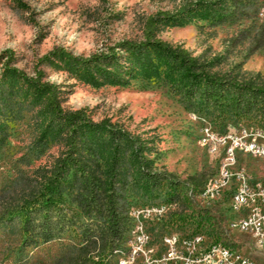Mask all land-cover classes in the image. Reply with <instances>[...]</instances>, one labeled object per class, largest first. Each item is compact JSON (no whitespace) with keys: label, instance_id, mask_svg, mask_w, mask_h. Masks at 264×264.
<instances>
[{"label":"rangeland","instance_id":"obj_1","mask_svg":"<svg viewBox=\"0 0 264 264\" xmlns=\"http://www.w3.org/2000/svg\"><path fill=\"white\" fill-rule=\"evenodd\" d=\"M186 1L0 0V52L12 50L11 65L26 75L33 77L41 70L42 81L60 85L65 91L62 93L65 109L83 107L93 120L109 118L125 129L144 146L142 155L153 158L159 169L174 173L180 180L203 172L206 183L208 176L210 179L217 172L221 159L213 145L203 141L206 130L228 135L242 127L258 128L255 119L246 117L236 121L227 113L184 107L172 90L180 72H170L168 59L159 52L146 54L147 63L153 65L150 67L144 65L141 57L129 58L133 68L124 82L97 73L77 76L70 70L69 63L61 59L41 61L54 47L88 56L123 39L141 40L147 15L160 10L174 11ZM212 13L201 9L191 13L188 20L160 23L156 35L170 45L180 44L192 55H201L202 61H211L215 64L210 67L211 71L263 81L264 2L250 17L232 23L213 24L209 19ZM251 49L253 52L248 54ZM49 117L45 93L36 92L28 82L10 72L3 73L0 65V128L6 134L0 146V202L17 194L26 177L38 167L50 166L64 151V133L56 131L55 125L48 126ZM260 125L264 127V123ZM239 134L246 135V131ZM86 136L91 137V132ZM36 138L46 140L47 147L33 156L29 149ZM94 141V155L106 172L111 141L107 137ZM238 159L253 176L264 180V159L243 153ZM127 169L125 166L122 170ZM137 193L132 187L126 192V208L132 222L135 219L134 228H141V222H136V213H133L136 209L168 207L161 218L147 217L144 222L154 242L158 235L188 232L200 220L198 229L194 230H203L208 242L221 243L234 250L241 247L242 255L248 254L260 264L264 262V255H258V251L247 244L242 246V242H250L248 233L227 231L228 220L232 218L228 209L230 193L214 204L198 202V205L193 198L195 195L189 196L191 210H185L189 218L181 221L182 225L175 222L176 226L165 224L169 223L171 213L182 211L181 206L158 203L148 207ZM135 234L132 232L130 238L126 234L122 244L132 242ZM17 239V225L0 234V263L5 248ZM63 248L60 243L48 244L33 254L29 264H57Z\"/></svg>","mask_w":264,"mask_h":264},{"label":"trees","instance_id":"obj_2","mask_svg":"<svg viewBox=\"0 0 264 264\" xmlns=\"http://www.w3.org/2000/svg\"><path fill=\"white\" fill-rule=\"evenodd\" d=\"M263 2L188 0L174 11L160 10L147 15L141 40L123 39L88 56L54 47L41 61L61 59L69 63L70 70L77 76L97 73L124 82L133 68L129 58L141 57L144 65L150 67L153 65L147 63L146 54L159 52L168 59L170 72H180L172 90L184 107L227 113L236 121L250 117L261 126L264 123V80L241 79L211 71L210 67L215 65L211 61H202L201 55H192L180 44L170 45L157 37L156 30L160 23L188 20L191 13L201 9L213 11L209 17L213 24L236 22L250 17ZM251 52L253 49L248 54ZM13 57L10 49L0 52L2 72H10L28 82L36 92L45 93L50 112L48 126L55 125L56 131L64 133L65 149L50 166L38 167L26 177L17 194L0 202V234L14 225L18 231L16 243L5 248L0 264H29L36 251L53 243L64 247L57 264H116L125 235L130 238L134 230L135 219L132 222L126 208V192L131 187L148 207L158 203L181 206L184 212L171 213L165 226H176L175 222L182 225L189 218L190 214L185 212L191 210L189 196L201 191L206 179L203 172L180 180L174 173L159 169L153 158L142 155L144 146L125 129L109 118L93 120L83 107L65 109L62 106L64 89L53 82L42 81L41 70L33 77L26 75L11 65ZM88 131L91 137L86 136ZM103 137L111 141L106 172L101 169L92 148L94 139L98 142ZM5 138L0 128V146ZM46 147V140L36 138L29 152L37 156ZM125 166L128 169L123 172ZM199 223L197 220L193 226L195 230Z\"/></svg>","mask_w":264,"mask_h":264},{"label":"built area","instance_id":"obj_3","mask_svg":"<svg viewBox=\"0 0 264 264\" xmlns=\"http://www.w3.org/2000/svg\"><path fill=\"white\" fill-rule=\"evenodd\" d=\"M239 131H246V139H239ZM203 141L211 143L213 149L217 150V157L223 160V168H219L222 183L213 184V189H206L203 194L213 196L214 204L216 199H221L222 191H231L236 198V220L234 228H227V231L248 233L250 242L244 241L242 246L247 244L250 249L258 251V255H264V180L253 176L238 159V152H252L256 158L264 155L262 129L242 127L228 132V135H217L206 130ZM193 198L198 203V197ZM167 209L156 206V209L133 211L136 222H141L140 233L132 242L122 246L132 250L131 259H120L118 264H170V255H177L181 264H260L256 259H249L248 254L242 255L241 247L225 250L221 245H212L204 237L203 230L195 231L193 227L185 233L174 231L167 237L158 235L154 242L144 222L147 217L161 218ZM230 251H237V259H230ZM214 252H221V260H214Z\"/></svg>","mask_w":264,"mask_h":264},{"label":"bare ground","instance_id":"obj_4","mask_svg":"<svg viewBox=\"0 0 264 264\" xmlns=\"http://www.w3.org/2000/svg\"><path fill=\"white\" fill-rule=\"evenodd\" d=\"M263 133H264V131H263ZM239 139H246V135L245 134H239ZM240 153L256 157L254 155V153H252V152H238V155ZM258 158L264 159V155H259ZM219 168H223V160H221V159H220V162H219V167H218L217 172L215 174H213V176L203 185L201 191L195 195V197H198V202L200 204H209V203L213 202V196H207V195H205L203 193L206 192V189H213V184L222 183V172H220ZM229 193H230L229 210H230V212L232 214V218L228 220L227 227L228 228H234V220H236V198L233 197L231 191H222L221 199H223L224 196L228 195ZM221 199H216V201L221 200ZM164 206L162 205V207H164ZM140 229H141L140 227H135L134 228L133 232L136 233L135 234L136 236L138 235L137 231H139V233H140ZM172 232H174V231H172ZM170 235H171V233L170 234H165L162 237H167V236H170ZM136 236H135V238H136ZM204 237H205V235H204ZM212 245H221V247H223L225 250H234V249H232V248H230V247H228V246H226L224 244H221V243L212 242ZM117 254H118V257H119L117 262L119 263L120 259H131L132 250L131 249H122V250H119ZM248 258L249 259H255V258H253L250 255H248ZM230 259H237V251H230ZM214 260H221V252H214ZM170 264H181V260H180V258H178L177 255H170Z\"/></svg>","mask_w":264,"mask_h":264}]
</instances>
